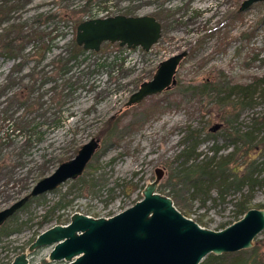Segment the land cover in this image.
I'll return each instance as SVG.
<instances>
[{"label":"rangeland","instance_id":"obj_1","mask_svg":"<svg viewBox=\"0 0 264 264\" xmlns=\"http://www.w3.org/2000/svg\"><path fill=\"white\" fill-rule=\"evenodd\" d=\"M242 1L19 0L18 9L0 25V37L12 24L15 32L34 31L36 36L17 40L23 47L11 56L0 49V210L92 137L100 138V147L82 173L86 183L69 179L29 201L5 223L0 264H10L27 251L36 232L64 224L74 212L109 217L133 205L155 179L156 169L162 171L156 191L173 198L176 208L202 227L219 230L232 223L242 199L249 208H264V83L259 80L264 81V2L237 12ZM107 7L112 14L155 16L161 22L160 38L148 51L104 42L99 51L79 55L69 62L68 71H61V60L76 52V25L105 14ZM182 50L188 54L177 67L175 84L126 107L159 62ZM226 84L223 92L217 90ZM247 84L255 90L246 102L236 91L220 99L229 87ZM188 86L200 89L194 93ZM111 117L120 121L115 142L105 141L102 134ZM190 134L199 139L200 157L212 155L213 147L219 155L234 151L229 166L237 167L240 175L253 162L254 184L230 188L224 199L214 187L203 201L185 182L171 179ZM59 200L65 206L52 208ZM46 214L49 220L40 224ZM50 250L44 246L28 253L29 262L62 264L48 260ZM215 261L264 264V230L251 248Z\"/></svg>","mask_w":264,"mask_h":264},{"label":"water","instance_id":"obj_2","mask_svg":"<svg viewBox=\"0 0 264 264\" xmlns=\"http://www.w3.org/2000/svg\"><path fill=\"white\" fill-rule=\"evenodd\" d=\"M243 0L239 11L255 2ZM161 22L153 15L114 14L89 17L75 29V42L87 51H99L102 43H118L144 51L161 36ZM188 54L182 50L162 60L150 80L142 82L125 103L133 106L145 97L161 93L175 84L178 65ZM218 125L214 126L216 129ZM100 147L92 137L77 153L43 176L28 193L0 210V226L32 197L52 191L69 179L82 175ZM142 190L133 205L109 217H92L74 212L66 224H55L41 231L10 264L30 263L28 253L51 246L49 261L63 264H200L210 253H233L253 246L264 230V208H250L237 220L219 230L200 226L179 211L171 197L156 191L162 171Z\"/></svg>","mask_w":264,"mask_h":264},{"label":"trees","instance_id":"obj_3","mask_svg":"<svg viewBox=\"0 0 264 264\" xmlns=\"http://www.w3.org/2000/svg\"><path fill=\"white\" fill-rule=\"evenodd\" d=\"M30 35L36 36L34 31L29 34H23L22 29H19V31L16 32L15 36H13L12 38L8 37L7 40L3 42V45H2L3 52L7 56H11L14 54L15 50H18V51L21 50L23 47V44L22 43L15 44V43L19 39L23 40L24 38L30 37ZM72 45L73 47H75L76 52H74L73 54H70L68 57L61 60L64 62V65L61 71H64V72L68 71V69H70L71 67L69 65V62L73 59H77L79 55H83L86 52L96 53V51H87L83 49L81 46L77 45V43L75 42V39L72 40ZM48 47H50V45H48ZM105 62L106 60L104 62L99 63L97 67H103ZM259 80L264 83L263 79H259ZM201 87H202L201 89L198 86H188L186 88L192 90V92L194 93L197 92L198 89H200V91L202 92L206 91V83L203 84ZM224 87L228 88V84H226L225 86L223 85L221 88H218L217 90H219L220 92H223L222 89ZM254 90H255V85L253 84H247V85H242V86L235 85V86L229 87V91H227L226 95L220 99L225 100L234 91H236L241 95V101L244 103L246 102L245 100L248 99V96L251 97L252 92H254ZM263 93H264V90H263ZM119 123L120 121L117 117H111L107 120V122L105 123L104 130L102 131V134H104L105 141H110V142L117 141V138H118L117 128L119 127ZM133 128L134 126L130 123V129H133ZM247 134H250V133L248 132ZM198 144H199V139H197L196 136H193L190 134L188 137L185 138V140L182 143V146H183L182 150L180 154L178 155V157H181L183 159L181 162L180 168L175 170L170 175L171 179H179L185 182L189 190L191 191L192 195H196V196L202 195L203 201H205L210 198L211 190L214 187H217V190H216L217 197L224 199L225 194L228 192L230 188H233L235 190H241V188L246 184L248 185L251 184V186L254 184V182L256 181L255 180L256 177H253L254 167L253 168L251 167L253 165V162H250L249 164V167H251V169H249L248 167L247 173L240 175L238 174L237 167L229 166L231 162H234V155H235L234 151H231L225 155H219L218 154L219 148L213 147L212 155L210 156L203 155L202 157H200L202 154L197 151ZM89 162L87 166L91 167L92 164H89ZM84 178H85L84 176L80 175L79 177H77V180L81 181L82 183H86V180ZM94 184H95L94 181H92L90 186H94ZM42 195L32 197L30 198L29 201L39 199ZM174 198L177 199V193H174ZM27 203L23 207H25ZM174 205L177 207V204H175V201H174ZM236 205H237V209H236L235 220L239 219L244 214L245 211L250 209L243 199L238 201ZM64 206H65V203H63L62 200H59L55 203V205L52 208H55V207L63 208ZM15 214L16 213H14L8 220L14 218ZM47 214L43 216V220L40 222V224H42L43 222H47L49 220ZM5 223L0 226V229L5 227ZM222 227H225V225H223ZM37 234L39 233L36 232L35 237ZM253 250L256 251L257 246H254ZM227 254H231V253H222L219 255L210 253L200 262V264H208L209 263L208 259L212 260L210 264H218L215 260H219Z\"/></svg>","mask_w":264,"mask_h":264},{"label":"flooded vegetation","instance_id":"obj_4","mask_svg":"<svg viewBox=\"0 0 264 264\" xmlns=\"http://www.w3.org/2000/svg\"><path fill=\"white\" fill-rule=\"evenodd\" d=\"M264 2V1H263ZM242 3V2H241ZM241 3H240V5H241ZM0 14H2L3 15V17H1V15H0V25L1 24H3V23H6V21H7V19L9 18V14H11V13H14L15 12V10H17L18 9V7H19V0H0ZM240 7V6H239ZM110 7H107L106 9H105V11H104V13L106 14V15H114V14H112V13H109V11H108V9H109ZM237 12H240L239 11V8H238V10H237ZM115 14H118V13H115ZM16 25H11L10 27H8V29L6 28V30H5V36H3V37H0V49H1V51L3 52V42L5 41V40H7V38L8 37H10V38H12L13 36H15L16 35V32H15V30H16ZM7 31V32H6ZM14 32H15V35H14ZM6 38V39H5ZM73 214V213H72ZM71 214V215H72ZM70 215V216H71ZM70 216H69V218H68V220L64 223V224H66L68 221H69V219H70ZM9 219V218H8ZM7 219V220H8ZM6 220V221H7ZM5 221V222H6ZM4 222V223H5ZM3 223V224H4ZM2 224V225H3ZM38 235V234H37ZM34 240V239H33ZM32 240V241H33ZM13 260V259H12ZM56 262V261H55ZM62 262V261H61ZM63 264V263H62Z\"/></svg>","mask_w":264,"mask_h":264},{"label":"built area","instance_id":"obj_5","mask_svg":"<svg viewBox=\"0 0 264 264\" xmlns=\"http://www.w3.org/2000/svg\"><path fill=\"white\" fill-rule=\"evenodd\" d=\"M100 16H107V15L106 14H103V15L101 14Z\"/></svg>","mask_w":264,"mask_h":264}]
</instances>
